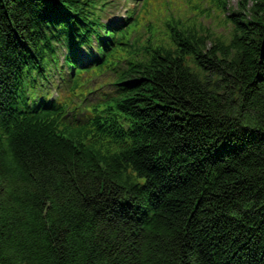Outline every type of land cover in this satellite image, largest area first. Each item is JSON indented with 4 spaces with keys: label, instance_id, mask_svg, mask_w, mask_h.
Wrapping results in <instances>:
<instances>
[{
    "label": "trees",
    "instance_id": "1",
    "mask_svg": "<svg viewBox=\"0 0 264 264\" xmlns=\"http://www.w3.org/2000/svg\"><path fill=\"white\" fill-rule=\"evenodd\" d=\"M107 1L0 0V264H264V0L162 44Z\"/></svg>",
    "mask_w": 264,
    "mask_h": 264
},
{
    "label": "rangeland",
    "instance_id": "2",
    "mask_svg": "<svg viewBox=\"0 0 264 264\" xmlns=\"http://www.w3.org/2000/svg\"><path fill=\"white\" fill-rule=\"evenodd\" d=\"M119 9L113 11L111 6L109 18L118 15L125 16L127 10H134L140 17V25L136 29L135 37L146 42L152 39L158 43L169 41L170 27L177 24L191 26L198 21L213 28L218 34L226 33L229 27H225L219 17L198 18L209 4V0H148V7L142 10L145 0H110ZM241 0H231L229 6L233 11H238ZM211 10V9H210ZM210 15V12H209ZM100 81L99 79H95Z\"/></svg>",
    "mask_w": 264,
    "mask_h": 264
},
{
    "label": "water",
    "instance_id": "3",
    "mask_svg": "<svg viewBox=\"0 0 264 264\" xmlns=\"http://www.w3.org/2000/svg\"><path fill=\"white\" fill-rule=\"evenodd\" d=\"M260 52H261V59L263 60L264 59V37L262 39Z\"/></svg>",
    "mask_w": 264,
    "mask_h": 264
}]
</instances>
